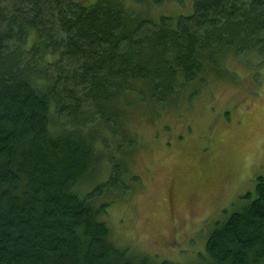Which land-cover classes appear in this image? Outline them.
Wrapping results in <instances>:
<instances>
[{
  "label": "trees",
  "instance_id": "1",
  "mask_svg": "<svg viewBox=\"0 0 264 264\" xmlns=\"http://www.w3.org/2000/svg\"><path fill=\"white\" fill-rule=\"evenodd\" d=\"M168 1L184 2L0 0V264H175L115 246L103 189L127 176L130 114L177 107L229 58L264 59V0H192V16L154 20ZM255 183L202 264H264Z\"/></svg>",
  "mask_w": 264,
  "mask_h": 264
},
{
  "label": "rangeland",
  "instance_id": "2",
  "mask_svg": "<svg viewBox=\"0 0 264 264\" xmlns=\"http://www.w3.org/2000/svg\"><path fill=\"white\" fill-rule=\"evenodd\" d=\"M151 11L154 20L194 14L192 0ZM244 57L185 87L177 107L130 114L138 143L127 160L116 156L127 176L103 189L113 195L103 218L115 246L157 263L202 264L215 224L254 196L264 179V59Z\"/></svg>",
  "mask_w": 264,
  "mask_h": 264
}]
</instances>
